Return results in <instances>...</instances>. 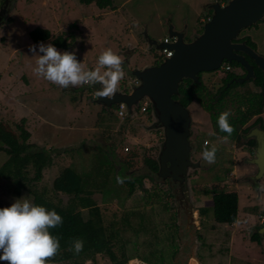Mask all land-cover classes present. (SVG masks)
Returning a JSON list of instances; mask_svg holds the SVG:
<instances>
[{
	"label": "rangeland",
	"instance_id": "obj_1",
	"mask_svg": "<svg viewBox=\"0 0 264 264\" xmlns=\"http://www.w3.org/2000/svg\"><path fill=\"white\" fill-rule=\"evenodd\" d=\"M26 1H19L18 8L13 15V17L18 16L17 23L20 24V26L15 27L16 37L11 36L8 24L3 25L0 29V72L6 73L2 82L3 87H0V122L9 132H19L16 126L21 124L22 118H25L24 127L31 133L30 140L27 141L32 144L31 150L44 151L49 156L51 163L44 169L43 178L38 182V187H47L50 195L54 197L52 181L64 167L71 165L73 162L76 164L74 166L76 169H79L80 172L84 171L86 175L96 180L95 182L103 180L108 183V186H111L110 182L115 180L109 179L110 182L108 181L109 175L106 169H109L107 166L110 165L101 158L104 151L101 152V148L99 150L98 146H96L99 145L98 142L106 143L111 139H113L112 144L116 145V150H118L117 156L113 157L116 168L125 166L122 170H116L117 172L127 176L140 175L145 172L147 167L144 166V158L149 155L156 156L159 150L157 145L156 152L152 153L150 144H159L163 140V133H160V129V132H156L147 130L142 126L144 122L147 123L150 120V116L146 112L141 113L139 111L138 114L131 116L130 120L126 122V118L118 119L115 107H113L109 115L111 120H117L114 127L108 129L110 128V125H108L107 129L101 128L95 131L93 128L88 129V124L92 125L96 122L97 112L100 107L97 103L92 102V93L90 89H86L87 85L78 86L76 89H70L71 87L69 86L65 89L37 76L33 69L36 66L37 56L41 54L39 52L40 44H32L36 46L35 54L30 50V46L25 49L23 61L20 60V52L16 50L17 44H25L30 41L28 30L36 25L34 21H36V16L41 11L45 14V23L47 22L46 17L50 18L51 15L55 14L60 16L63 22L68 21L69 17L72 18V21H75V15L77 16L78 12L81 14L83 11L88 14L89 9L80 7L82 9L80 11L78 9L80 6L78 0H48L45 6H43L42 0H34L31 4ZM113 1L114 4L120 5L123 0ZM176 3H179L177 7ZM151 7L154 9L158 7V11L151 9L152 16L148 20V26H156V28L152 32L153 37L150 33L149 35L158 42H162L165 39L164 33L161 32L162 27L158 22L159 18H157L163 16L164 13L162 11L164 9H170L171 16L169 15V18H172L176 12L175 10L172 11L173 8L180 9L185 13L188 12L190 19L187 24L190 25V30L201 29L202 27V23L199 20L200 15L197 13L201 7H198L196 0H130L126 2L122 11H119L118 14L105 13L104 20L113 22V26L116 28V25H119L116 22L122 21L123 15L131 14L136 17H146L151 15L149 11H146ZM139 8H145V11H141ZM160 8L163 10L161 11ZM111 9L113 8L107 7L105 11ZM94 12H96L95 8L93 9ZM97 12L103 11L97 10ZM158 12H160V15ZM104 25L105 29H113L112 25L108 26L110 25L109 23ZM137 27L142 30L138 35V43H140L138 45H142V47L138 48L134 62L140 65L142 62L156 59V56L161 58L163 56L162 52H146L143 49L145 44L142 37L145 36L142 32L146 26L145 24H137ZM90 29L87 28L86 32ZM248 33L252 35L251 38L254 40L257 52L264 53V21L241 32L242 35H247ZM85 34L88 41L89 36L87 33ZM113 35L115 36L116 34ZM47 44L45 43V45ZM84 45L82 40L81 44L74 43L68 51L74 52L77 59L81 61L80 52H86L90 57L94 55L99 57L108 48L101 42V39L90 50L84 51ZM56 48L61 52L65 51L63 48ZM12 54L13 56H11ZM97 66L98 62L93 67ZM104 70L101 69L102 72ZM241 70V67H236L233 71L236 74H241L243 73ZM25 74L26 76L23 78L22 76ZM222 76H224V73L221 69L212 74H206L204 79L208 88L213 89V85L220 81ZM26 77L30 79V82H27ZM13 79H16V82H13ZM124 80L126 81V77L120 80L119 84L120 87L126 89L127 85ZM7 93H11L16 97L14 99L9 98ZM188 108L193 119L192 140L196 139L201 145L205 138L213 140L212 142L219 146L232 145L226 138H215L209 111L200 102L194 100L188 105ZM105 116H107L106 113ZM106 118L108 119V117ZM91 121L93 123H90ZM242 145L243 143L241 142L234 149L232 147V153L226 147L221 148L216 153L217 157L214 158L213 163H209L201 155L205 166L203 165L201 169L195 170L196 173L195 171L190 172L196 222L194 224L195 228H191L190 231H182V237H180L181 247L175 259L176 264H219L224 259L228 258L231 260V256L226 258L225 255L233 248L235 249V255L243 248L244 252H239L241 256H247L255 264H264V240L263 242L261 240L259 242L257 239L251 240L249 230L252 224L264 221V188L262 198L256 200L255 185L244 179L245 175L254 171V166L247 164L245 161L244 158L247 154L245 153V147ZM7 158V153L0 151V166ZM195 158H198V154L195 155ZM129 171L133 172V174L128 175L127 172ZM144 182L146 187L152 185L148 178ZM121 183L125 184V182ZM215 184H217L219 189L223 188L228 191L235 190L238 192L240 210L237 221L233 224H221L214 220L212 199L214 189L212 190V187ZM140 192L142 190L138 187L134 193L136 198H129L126 201L128 207L137 205L135 201L139 200ZM22 197L33 201V196L30 193L25 190L20 192L13 183L0 178V207L10 206L16 199ZM58 197H61L63 202L68 200V196L65 194H58ZM94 197L102 203L101 194L97 193ZM165 203L166 200L163 197L151 205L149 209H142L138 213L149 214L156 223L166 224L170 227L171 212L166 209ZM174 204L176 206L175 198ZM102 210L108 231L117 228L122 211L118 201L115 200L114 203L104 204ZM83 214L87 217V210H84ZM131 217L135 219L139 216L135 215L134 217L132 215ZM121 243V240H118L113 245V248L119 254ZM94 254V257H86L83 264H112L104 253L96 252ZM168 256H170L169 252ZM129 264L145 263L135 258ZM234 264L237 263L235 262ZM238 264H247V261L239 260Z\"/></svg>",
	"mask_w": 264,
	"mask_h": 264
},
{
	"label": "trees",
	"instance_id": "obj_2",
	"mask_svg": "<svg viewBox=\"0 0 264 264\" xmlns=\"http://www.w3.org/2000/svg\"><path fill=\"white\" fill-rule=\"evenodd\" d=\"M3 1L0 0V3ZM80 1L86 4L95 2L101 8L109 7L113 2L112 0ZM30 36L35 42L52 37L51 41L54 46L65 49H69L75 40L70 29L52 36L50 30L36 27L30 31ZM227 65L243 68L236 61H224L222 64L224 67ZM257 69L256 78L244 82H237L235 79L245 74L227 71L221 80L213 85V89L208 88L203 77H200L198 82L186 78L180 84V100L187 107L194 100L200 102L209 111L216 136H223L234 141L240 140L242 135L240 131L247 132L253 124L261 120L259 115L264 111L262 89L264 78L261 70ZM253 85L259 89H255ZM225 111L230 112L228 122L233 129L231 134L221 131L218 125L219 116ZM146 113L151 119V105ZM255 117L257 119L251 122ZM129 120L130 117L127 116L125 121ZM25 122V118H22L21 124L16 126L19 132H9L0 122V151H5L8 155L7 160L0 166V178L13 183L20 192L25 190L30 193L33 196V203L43 205L48 210L55 209L62 216L63 224L50 229V232L60 240V250L54 258L49 260L48 264H83L86 257H94L96 252L104 253L112 264H129L131 259L135 258L146 264H175L181 244L177 209L168 182L156 183L146 175H121L116 171L117 168L110 156V151L98 146L101 152L104 151L101 158L110 165L107 166L109 169H106L109 175L108 181L109 179L115 180L109 181L111 186L103 180L95 182L96 180L86 175L84 171L80 172L76 169L74 167L76 164L73 163L64 167L52 181L53 197L47 187H38V182L43 178L44 169L51 161L44 151L31 150L32 144L27 142L31 133L24 127ZM153 131L160 132L159 130ZM203 142L204 139L202 144ZM156 148V146L152 147L153 152ZM216 153L215 151V158ZM144 162L154 171L159 168L153 155L146 156ZM117 177L125 184L118 181ZM146 178L152 183L150 187L145 186ZM138 187L142 192L139 193V200L135 201L137 205L128 207L126 201L129 198H136L134 193ZM213 189L214 220L221 224L235 223L239 214L238 192L219 189L217 184L212 187ZM97 193L101 194L102 203L94 197ZM58 194L67 195V202H63ZM163 197L166 200V209L171 212V224H169L172 229L169 225L156 223L149 214L138 213L142 209H149ZM115 200L118 201L122 211L117 228L108 231L102 208L104 204L114 203ZM84 210H87V217L83 214ZM132 215L139 217L132 219ZM75 239L84 241L83 250L78 254L73 248ZM117 239L122 242L120 254L113 248ZM253 239L259 241L260 237L255 234ZM0 264H5V262L0 261Z\"/></svg>",
	"mask_w": 264,
	"mask_h": 264
},
{
	"label": "water",
	"instance_id": "obj_3",
	"mask_svg": "<svg viewBox=\"0 0 264 264\" xmlns=\"http://www.w3.org/2000/svg\"><path fill=\"white\" fill-rule=\"evenodd\" d=\"M210 2L211 18L204 23L201 33L194 31L189 41L186 39V26L176 29L173 22L165 23L168 40L162 42L152 38L147 29L142 32L148 51L154 49L162 52L164 48L172 51V55L165 56L159 64L132 66L135 49L128 47L122 50L126 89L118 86L114 96L109 99L96 95L101 87L99 84L86 86L91 90L92 101L108 110L124 103L128 117L138 114L143 99L149 100L151 120L142 126L147 130L161 129L163 140L159 142L155 156L158 170L154 171L144 164L147 170L140 175H146L157 183L168 182L176 202L180 237L182 231L195 228L190 172L202 168L201 160L193 158L196 148L195 141L191 139L193 119L189 108L180 100V84L186 78L198 82L200 72L217 71L224 61L239 62L247 70L245 76L235 79L237 82L249 80L255 77V71L246 56L254 59L264 74V56L246 41H238L243 29L264 19V0H228L226 4L218 0ZM16 3L17 0H4L1 3L0 28L8 24ZM243 135L246 140L252 138L257 142L255 154L244 158L256 170L245 175L244 179L255 185L257 199H260L263 187L261 179L264 176V130L256 125ZM131 171L127 174L132 175ZM249 230L253 235L258 234L261 241L264 240V221L252 224Z\"/></svg>",
	"mask_w": 264,
	"mask_h": 264
},
{
	"label": "clouds",
	"instance_id": "obj_4",
	"mask_svg": "<svg viewBox=\"0 0 264 264\" xmlns=\"http://www.w3.org/2000/svg\"><path fill=\"white\" fill-rule=\"evenodd\" d=\"M30 50L35 54L36 46H30ZM39 52L42 54L37 56L34 73L61 88L99 84L101 87L96 95L110 99L125 76L123 60L111 48L105 49L98 57V66L89 70H85L74 52H61L51 43H41ZM101 69L105 70L102 72ZM229 115V111L222 112L218 125L221 131L231 134ZM215 151V146L210 150L205 147L204 159L213 163ZM117 179L122 182L119 177ZM62 224L63 218L55 209L48 210L24 197L16 199L10 206L0 207V261L5 264H48L60 250V240L50 229ZM83 246L82 239L73 241L77 254Z\"/></svg>",
	"mask_w": 264,
	"mask_h": 264
},
{
	"label": "crops",
	"instance_id": "obj_5",
	"mask_svg": "<svg viewBox=\"0 0 264 264\" xmlns=\"http://www.w3.org/2000/svg\"><path fill=\"white\" fill-rule=\"evenodd\" d=\"M19 1L20 0H17L16 6H15L11 16L9 17V18H11V22H9V19H8V25L7 26H9V30L11 32V36L12 37H16V31H15L16 28L15 27L20 26V24L17 23V17L18 16L13 17L15 10L18 8ZM47 1L48 0H42L43 6H45L47 4L46 3ZM128 1H130V0H123V1H121L120 5L114 4V1H113L112 5L109 6V7H112L113 9H111L109 11H105V10H107V7L106 8H101L95 2H92L90 4H86V3H83L80 0H78V3L80 5L78 9H80V7H85L86 9H89L88 10L89 12H88V14H86L85 12L82 11V9H80V11H82V12H81V14H79V12H78L77 16L75 15V17H76L75 21L74 20L72 21V18L69 17L68 21H64L63 22L61 17L55 14V15H51L50 18L46 17L48 23L47 22L44 23L45 14L41 11L40 13H38V16H36V19H35L36 21H34V24H36V25L28 30V35H29L30 41H27L25 44H17L16 50L18 52H20V54H21L20 55V60L21 61L24 60V50L27 49L32 44H41V43H44V44L46 43L47 44V42L52 44V41H51L52 37L49 38V39H46L44 41H40V42H35V41L32 40V38L30 36V31L33 30L36 27H43V28H46V29L50 30L52 36H56V35H58L60 33H63L64 31H66L68 29L72 30V34L74 35V38H75L74 43L75 44H81L82 40H83V43L85 44L84 45L85 46L84 47L85 48L84 51L90 50L93 46H96L100 42V39H101V42H103L105 44V46H107L108 48H111L115 53L120 55L122 60L124 58V56L121 55L122 50L127 49L128 47L134 48L135 51H134V54L132 55V58H131L132 59L131 65L132 66L138 65V64H136L134 62V59H135V56L137 55L138 48L142 47V45H138V44H140V43H138V40H139V36L138 35L141 33L142 30H139L140 28L137 27V24H145V26H146L145 29H147V31L152 36V32L154 31L156 26L155 27H151V26L149 27L148 26V20H150V18L152 16V14H151L152 10L151 9L158 11V7L157 8L155 7V9L152 8V7L150 9H147L146 11H149V14H151V15H148L146 17H136L135 15H131V14L130 15H123V17H122L123 20L119 21V22H116V23H119V25H116V28L113 26V22H111V21H107L106 22L104 20L105 13H110V14L117 13L118 14L119 11H122L123 6ZM197 1L198 0H196V3H198ZM26 2H30V4H31V3L34 2V0H27ZM93 7L96 9V12H94V13H93V9H94ZM144 9L145 8H142L140 10L141 11L142 10L145 11ZM97 10L98 11H103V12H97ZM160 10L162 11L163 9L160 8ZM173 10H175L176 12H175V14L173 15L172 18L168 17L169 15H171L170 9H164L162 11L164 13L163 14L164 17L163 16L157 17V18H159L158 22L160 23V25L162 27L161 32L164 33L165 38L167 37V35H166L167 26L165 24L166 22H173V24L175 25L176 29H182L183 28V21H182L183 19L182 18L185 16V14H184L185 12L180 10V9H176V8H173L172 11ZM158 13L160 15V12H158ZM189 13H190V11H189ZM37 22H41V23H37ZM105 23H109L110 25H108V26L112 25L113 29H109V30L105 29V27H104ZM87 28H91V29L88 32H86ZM85 33H87V35L89 36L88 41H87V39L85 37V35H86ZM113 34H116V35L114 36ZM142 38H143V41H144V44H145L143 49L146 52L156 51L154 49H149V51H148L147 50L148 44L145 41V38L144 37H142ZM112 43L114 45L113 47H112ZM58 48H61V47H58ZM63 49H65V48H63ZM68 50H70V48L69 49H65V51H68ZM80 53H81V55H80L81 57L80 58H82V60L80 62L85 65V70L94 69L93 66L98 62V57L96 55H94L95 57L94 56L90 57L86 52H80ZM11 56H13V54ZM153 61L154 60L148 61V62H142L139 66L152 64ZM10 63H11V61H10ZM5 75H6V73L0 72V87H3V83L2 82L4 80L3 78H5ZM25 76H26V74L24 76H22V77L25 78ZM26 80H27V82L28 81L30 82V79H27V77H26ZM39 81H40V79H39ZM13 82H16V79H13ZM118 86H120V84H118ZM70 87H71L70 89H72V88L76 89V87H72V86H70ZM7 94H8L9 98H13L14 99L16 97V96H13L11 93H7ZM10 101H12V99H10ZM93 103H95V102H93ZM97 105L100 107L98 112H97L98 113V117L96 119V122H94V123H93V121L90 122V123H93L92 125L88 124V126H89L88 129L89 128H93L94 131H95L96 129L99 130L101 128L107 129L106 127L108 125H110L109 126L110 128H108V129H111L112 127H114V124H115V122L117 120H111L110 119V115L109 114H111L112 110H108V109H106L104 106H102L100 104H97ZM105 113L107 114V116H105ZM106 117H108V119ZM118 119H120V117H118ZM150 120H149V122H150ZM149 122L147 121V123H149ZM112 124H113V126H112ZM112 140L113 139H111L110 141H108L106 143H104V142H100L99 143L98 142L99 145H96V146H101L104 149L109 150L110 151V156L114 160L113 157L117 156L118 150H116V147H115L116 145L112 144L113 143ZM149 143H151V142H149ZM149 143H148V145H149ZM152 145L153 146H157L158 144H156V143L155 144H150L151 147H153ZM156 150H155V152H156ZM152 153H153V150H152ZM154 158H155V156H154ZM73 163H75V162H73ZM144 164H146V163L144 162ZM115 166H116V164H115ZM255 199L257 200V194L255 196ZM239 210H240V199H239ZM242 251H243V248L240 249L239 252L241 253ZM239 252L237 253V255H235V249L233 248V250H230L228 252V254L225 255L226 258H227V256L228 257L231 256V260L227 258V259H224L223 262L220 261L219 264H234L235 262L238 264L239 260L247 261V264L248 263L255 264V263L251 262L247 256H245V257L241 256ZM220 253H221V251H220ZM175 264H176V262H175Z\"/></svg>",
	"mask_w": 264,
	"mask_h": 264
},
{
	"label": "flooded vegetation",
	"instance_id": "obj_6",
	"mask_svg": "<svg viewBox=\"0 0 264 264\" xmlns=\"http://www.w3.org/2000/svg\"><path fill=\"white\" fill-rule=\"evenodd\" d=\"M210 1H214V0H198L197 2V5H198V7H201V9H199V12H197L199 15H200V23H202V27H201V29H193V30H190V25H188L187 24V22L189 21V19H190V17H189V14L188 13H184L185 14V16L182 18L183 20V28H185V26H186V28H187V34H186V39L189 41V40H191V36L192 35H194L195 33H194V31L196 32V33H201L202 31H203V26H204V23L206 22V21H208L210 18H211V10L209 9L210 8V6H211V4H212V2H210ZM218 1H220L222 4H226L227 3V1L228 0H218ZM178 4L179 3H176V7L178 6ZM196 13V14H197ZM171 16V15H170ZM261 21H264V19H262V20H260V21H258L257 23H256V25L257 24H259ZM253 26V25H252ZM252 26H250V27H252ZM246 29V28H245ZM245 29H243L241 32H243ZM241 32H240V34H239V36H240V38H239V40L238 41H246L250 46H252L254 49H256L257 50V48H256V46L254 45V40L251 38V36L252 35H250L249 33L247 34V35H242L241 34ZM163 54V53H162ZM260 55H262V56H264V53H259ZM165 58V55L163 54V56H161V58L160 57H158L157 58V56H156V59H154V61L152 62V64H159L163 59ZM246 58L248 59V61H249V63L250 64H252L253 65V68H254V71H255V77H252V78H250V80H254L255 78H256V72H257V68H259L260 70H261V72H262V75H263V78H264V74H263V70H262V68H260L257 64H256V62H255V60L254 59H252L250 56H246ZM236 67H234V66H232V65H229V68L228 69H225L224 68V66H221V71H223V73H224V75L226 74V72L227 71H233L234 69H235ZM220 69L218 70V71H220ZM243 71V73H241V74H247V70H245V68H242V70H241V72ZM204 72H206V73H204ZM212 73H214V72H212V71H209V72H207V71H202V72H200L199 73V78L200 77H203V79H204V76L206 75V74H212ZM244 75V76H245ZM223 77V76H222ZM243 77V76H242ZM204 81H205V79H204ZM253 87L255 88V89H259V88H256L254 85H253ZM262 89H263V96H264V80H263V86H262ZM150 105V104H149ZM113 107H115V110H116V106H113ZM113 107L111 108V110H113ZM141 112V111H140ZM142 113V112H141ZM260 117H261V120L260 121H258L257 123H255V124H253L250 128H249V130L251 129V128H253L254 126H256V125H259V127L261 128V129H263L264 130V111L259 115ZM258 117V116H257ZM257 117H255V118H253L252 120V122H254L255 121V119H257ZM191 129H192V127H191ZM249 130L247 131V132H249ZM160 133H163V131L160 129ZM247 132H245V131H240V134H242L241 135V138H240V140H237V141H234V140H230V139H228V138H226V137H223V136H216L215 135V133H214V135H215V138H219V137H222V138H226L227 140H229V142L232 144V145H230V146H225V145H223V146H219V145H216V144H214L212 141L213 140H209V139H204V142H203V144L201 145L196 139L194 140L195 141V144H196V148H195V151H194V153H193V158L195 159V160H198V159H200L201 160V164H202V166L204 165L203 164V157H201V155H203V153H204V150H205V147H207L209 150L213 147V146H215V148H216V152L218 153L219 152V150L221 149V148H223V147H226V148H228L229 150V152H233V150H232V147H233V149L235 148V147H237V144H240L241 142L243 143V147H245L244 149L246 150L245 151V153L248 155V156H253L254 154H255V151H254V148H255V146L257 145V142L254 140V139H249V140H246L245 138H244V135L243 134H245V133H247ZM192 134H193V131H192V133H191V137H192ZM201 150H203V152H201ZM201 152V153H200ZM198 154V158H195V155H197ZM246 155V156H247ZM216 161V160H215ZM205 166V165H204ZM207 166V165H206ZM125 166H122L121 168H118L117 170H122V168H124ZM256 170V167L254 166V171ZM252 173V172H251ZM134 176V175H133ZM136 176V175H135ZM192 177V176H191ZM190 177V178H191ZM261 181H262V183H263V187H262V195H263V188H264V176H263V178L261 179ZM252 184V183H251ZM257 194V193H256ZM262 198V197H261ZM260 198V199H261ZM260 199H257V200H260ZM263 209H264V207H263ZM198 210V209H197ZM263 214V213H262ZM252 240H254L253 239V236H252V234H251V237H250ZM260 242V241H259ZM263 242V241H262Z\"/></svg>",
	"mask_w": 264,
	"mask_h": 264
},
{
	"label": "built area",
	"instance_id": "obj_7",
	"mask_svg": "<svg viewBox=\"0 0 264 264\" xmlns=\"http://www.w3.org/2000/svg\"><path fill=\"white\" fill-rule=\"evenodd\" d=\"M165 40H168L167 38H165ZM162 53L165 55V56H171L172 55V51L171 50H168L166 48H164L162 50ZM225 69H228L229 68V65L225 66L224 67ZM149 100L147 98L143 99L141 102H140V105H139V108H141V112H146L148 107H149ZM116 114L118 117L120 118H126L127 117V111H126V105L124 103H120L116 106ZM264 219V218H263Z\"/></svg>",
	"mask_w": 264,
	"mask_h": 264
}]
</instances>
